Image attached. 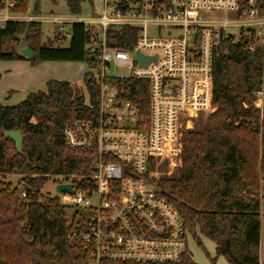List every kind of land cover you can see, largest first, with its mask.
<instances>
[{
	"label": "built area",
	"instance_id": "obj_1",
	"mask_svg": "<svg viewBox=\"0 0 264 264\" xmlns=\"http://www.w3.org/2000/svg\"><path fill=\"white\" fill-rule=\"evenodd\" d=\"M17 3L0 0V30L10 22H51L59 23V34L65 32V20L15 13ZM248 3L244 8L241 0H104L102 12L85 21L98 113L67 125L64 138L71 149L89 155V165L80 175L47 178L57 193L43 194L71 210L70 238L88 249L89 264H174L187 254L191 234L160 182L183 166L184 135L205 126L214 112L218 44L228 39L264 53V16L256 0ZM126 27L138 31L132 50L115 47L117 32ZM137 52L157 59L143 67ZM84 94L90 106L87 88ZM257 96L254 106L264 121L263 92ZM60 185H72L73 191L59 192Z\"/></svg>",
	"mask_w": 264,
	"mask_h": 264
},
{
	"label": "trees",
	"instance_id": "obj_2",
	"mask_svg": "<svg viewBox=\"0 0 264 264\" xmlns=\"http://www.w3.org/2000/svg\"><path fill=\"white\" fill-rule=\"evenodd\" d=\"M40 1L35 2L36 15L40 14ZM85 1L92 4L93 0H66L70 14L80 16ZM29 5L30 0H18L15 13L27 14ZM255 5L264 16V0H256ZM241 6L248 7V0H241ZM67 26L71 40L58 34L43 44L42 23H8L0 30V61L28 60L19 51L30 47L33 67L43 62L92 66L88 27L84 23ZM137 37V29L123 28L115 36V47L132 50ZM65 40L69 47L55 46ZM213 79L217 111L205 126L184 135L183 166L171 177H164L160 186L200 245L197 232L213 241L217 257H224L229 264H261L264 121L263 111L254 103L258 92H263L264 99L263 51L249 52L241 43L222 40L216 47ZM84 81L90 106L80 84L58 80L48 81L46 92L32 93L18 105L0 103V264H89L91 260L88 249L70 238L71 210L43 194L47 178L80 175L89 165V155L71 149L64 138L67 125L98 113L99 89L88 73ZM141 98L145 113L147 84ZM133 100L138 103V97ZM16 130L22 133L21 154L4 136L5 131ZM14 175H25L22 188L28 191L26 197L21 196L19 184L4 180ZM174 264L197 263L188 249Z\"/></svg>",
	"mask_w": 264,
	"mask_h": 264
},
{
	"label": "crops",
	"instance_id": "obj_3",
	"mask_svg": "<svg viewBox=\"0 0 264 264\" xmlns=\"http://www.w3.org/2000/svg\"><path fill=\"white\" fill-rule=\"evenodd\" d=\"M50 2V1H49ZM53 6L57 5L53 4ZM65 4L67 6V2L65 0ZM91 7H86L89 6ZM104 0H93L92 4L89 1H85L82 5V14L80 16H73L70 14L69 8L67 6V14L65 16H58L52 14L50 16H45L46 14H34L32 10L29 11V14L32 16H36L43 19H63L66 21L65 27V35L68 34V26L67 24L72 23H85V21L90 18L98 16L103 10ZM51 13H54L51 11ZM51 23V22H42V24ZM58 26L59 23H51ZM58 34V33H57ZM55 34V36L57 35ZM51 39L47 41L49 44ZM75 63L72 62H43L37 67H33L29 60H21V61H0V85L4 87V97L8 101L11 98L15 97L18 99L15 105L23 102L30 94L36 93L39 91L46 92L47 90V82L50 80H58V81H68L71 83H77L81 85V81H84L85 75L89 72L87 69L83 67L79 70L78 74L72 71L73 65ZM88 68L89 65H88ZM10 93V96H8ZM13 98V99H15ZM2 104V103H1ZM4 106H15L2 104Z\"/></svg>",
	"mask_w": 264,
	"mask_h": 264
},
{
	"label": "rangeland",
	"instance_id": "obj_4",
	"mask_svg": "<svg viewBox=\"0 0 264 264\" xmlns=\"http://www.w3.org/2000/svg\"><path fill=\"white\" fill-rule=\"evenodd\" d=\"M36 0H30V5H29V11L32 10L34 11V6H35ZM89 5V4H88ZM86 7H91L86 6ZM53 11L54 13H51ZM40 13L46 14L45 16H50L52 14L58 15V16H65L67 14V6L65 4V0H57V5L53 6L49 0H41L40 1ZM50 14V15H49ZM43 26V44H47V41L49 39L55 40L57 38V35L59 34L58 26L51 24V23H45L42 24ZM69 31V29H67ZM58 33V34H57ZM229 34L235 33V31H229ZM55 34H57L55 36ZM149 34L152 37H155L157 32L156 29L150 28L149 29ZM63 36L65 35V32L62 34ZM25 42L23 39L20 41V46H25ZM55 46L57 47H63L67 48L69 47V41H60L59 43H56ZM16 61H21V60H16ZM2 62H7V61H2ZM75 63L73 65L72 71L76 74H78L79 70L83 67L87 69V71L90 70L88 68V64L85 62H72ZM85 78V77H84ZM81 86L86 93V88H85V81H81ZM4 87L0 85V103L2 104H8V105H15V103L18 99H13L11 98L10 101L4 97ZM8 96H10V93H8ZM216 109V108H215ZM214 109V111H215ZM25 175L20 176V175H14L11 177H7L4 180L12 183L13 186H17L18 184L22 183V178H24ZM43 193L44 194H51V195H56V189L55 186L52 184L51 181L47 183L46 186L43 188ZM261 246H260V260L261 264H264V189L261 192ZM197 236L200 238V242L202 245L198 243V241L195 239L193 235L189 236L188 239V249L189 252L192 255L193 260L197 264H214V261H216V264H229V262L224 258V257H217L216 255V245L213 241L209 240L206 237L200 236L199 232H197Z\"/></svg>",
	"mask_w": 264,
	"mask_h": 264
},
{
	"label": "water",
	"instance_id": "obj_5",
	"mask_svg": "<svg viewBox=\"0 0 264 264\" xmlns=\"http://www.w3.org/2000/svg\"><path fill=\"white\" fill-rule=\"evenodd\" d=\"M67 35V39L71 40L72 36L70 34H66ZM19 55H21L22 57L31 60L34 57V53L32 51V49L30 47H24L19 51ZM92 59H94V56H92ZM135 59L137 61H139L140 65L143 67H146L148 65V63L152 60H156L157 57H145L144 55H142L140 52H137L135 55ZM217 111V108L215 109V111L213 113H215ZM4 136L6 139L12 140L15 143V147H16V152L17 154H21L23 151V139H22V133L20 130H16V131H5L4 132ZM58 191L62 192V191H68V192H72V185H60L58 187Z\"/></svg>",
	"mask_w": 264,
	"mask_h": 264
}]
</instances>
